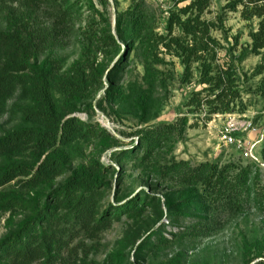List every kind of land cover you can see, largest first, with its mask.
I'll return each instance as SVG.
<instances>
[{"label":"trees","instance_id":"trees-1","mask_svg":"<svg viewBox=\"0 0 264 264\" xmlns=\"http://www.w3.org/2000/svg\"><path fill=\"white\" fill-rule=\"evenodd\" d=\"M12 3H20L16 12L11 9ZM211 3L191 0L181 8L188 17L172 13L169 20L170 36L178 25L192 40L187 45L182 37H171L182 51L187 80L192 75L193 58L201 60L216 43L211 35L213 23L202 19ZM240 6L243 19H259L258 28L250 31L252 44L248 51L262 54L264 0H232L225 8L237 11ZM83 18L86 25L81 30V57L65 69L55 48L70 33L69 28ZM0 21L5 24L0 29V111L17 92L24 99L13 106L20 114L21 126L0 137V188L18 179V188L0 191V220L10 213L8 222L13 226L0 238V264H73L65 253L77 239L101 234L123 217L142 223L146 213L153 210L155 217L145 223L146 232L138 226V234L129 237L135 245V260L145 263L172 239L183 236L181 230L208 228L219 224L224 216L253 207L264 211V178L258 164L241 159L192 164L169 157L186 136L190 126L186 115L141 130L138 141L133 140L113 155L122 167L132 163L145 169L167 191L162 195L118 191L114 202L109 199L116 169L109 170L99 158L121 142L92 117L83 120L77 113L92 109L91 100L104 89V101L128 106L132 103L130 108L142 122L151 119L159 72L147 61L149 88L136 95L134 89L128 96L117 79L129 47L138 43L147 52L153 48L156 33L145 4L137 2L118 12L113 25L111 18L95 9L93 0H0ZM119 41L129 45L123 54ZM113 50L121 56L111 68L97 62V52L113 56ZM202 66L201 83L207 86L194 92L188 106L198 110L206 103L210 113L229 112L230 101L239 97L234 67L213 73L207 61L203 60ZM263 69L264 63L256 74ZM86 144L95 145V155L88 163L81 162L71 169ZM24 155L32 159L21 160ZM68 172L70 175L55 188L57 178ZM17 214L23 216L15 222ZM254 245L262 250L255 253L253 244L246 242V264L264 254V246ZM109 262L133 264L122 252L112 253ZM180 263L181 257H177L175 264Z\"/></svg>","mask_w":264,"mask_h":264},{"label":"rangeland","instance_id":"rangeland-1","mask_svg":"<svg viewBox=\"0 0 264 264\" xmlns=\"http://www.w3.org/2000/svg\"><path fill=\"white\" fill-rule=\"evenodd\" d=\"M95 9L111 18L113 25L118 12H123L134 6L137 2L145 4L154 31L155 42L150 52H147L138 43L129 47L124 68L118 76L119 85L129 96L136 89V95L140 90L148 89L146 80V63L149 61L155 70L159 72L160 80L153 90L155 104L152 109L151 119L142 122L130 108L133 107L118 102L104 101L105 90H101L91 100L92 109L77 113L83 120L92 117L100 123L110 134L120 140V145H114L106 150L99 161L109 170L118 171L113 175L112 190L109 199L115 201L117 192L121 194H139L145 191L153 195H162L165 186L152 174H147L143 168H138L132 163L123 167L113 158L116 150L129 147L133 140L138 141L141 130L163 122H172L186 115L189 119V128L183 140L176 144L169 157L177 160H189L192 164L205 161H219L229 163L241 159L244 163L258 164L262 168L264 178V159L262 149L264 147V69L256 74L258 66L264 63L262 54L256 55L248 51L252 44L250 31L258 28L259 19L245 20L241 16L242 6L237 11H230L225 6L232 0H212L209 8L202 14V19L212 22L211 35L216 40L213 50L204 53L203 58L192 60V75L187 80L186 65L179 46L171 42V37H182L187 45L192 44L191 37L187 36L182 27L175 25L173 36L169 35L168 24L172 13L181 15L184 19L189 14H184L181 8L191 3V0H93ZM20 3H12L11 9L16 12ZM88 14V11H87ZM0 21V29L4 27ZM86 25L85 18L77 20L75 26L69 28L63 41L57 44L55 55L63 61V67L67 69L74 61L81 57V30ZM161 36L165 37L161 39ZM171 44V46H167ZM120 54L128 50L129 45L119 41ZM114 52L117 50H113ZM111 56L101 51L97 52V62H101L107 68L112 67L120 54ZM205 60L213 67V73L224 71L230 66L236 73V89L239 97L230 101V111L225 113H210V106L204 103L200 109L188 106L195 91H201L207 85L201 83L202 61ZM206 95V92L203 93ZM21 92H17L10 98L7 108L0 111V137L6 132L21 126L20 114L13 109L23 101ZM248 119L253 122L254 129L241 133L238 138L244 143L243 148L236 145H227L222 136L226 120L229 116ZM252 149L254 156L246 157L245 150ZM253 147V148H252ZM94 144H86L82 148L83 155L77 156L72 162L71 169H76L81 163H88L93 154ZM21 160H31L29 155L20 157ZM3 157L0 156V166ZM124 176L120 179V175ZM57 178L58 187L68 176ZM120 179V180H119ZM15 179L6 186L0 188H18ZM21 194L29 195L24 191ZM23 216V215H22ZM22 216L17 214L15 222ZM10 213L0 220V238L4 237L11 229L8 222ZM153 210H149L142 223L134 222L123 217L115 221L103 233L95 236H83L73 242L67 253L73 264H111L109 257L112 253L122 252L124 258L133 264H175V259L181 257L180 264H246L244 252L246 242L253 244L252 250L257 253L264 246V211L257 208H249L246 212L235 213L221 218L219 224L208 228H195L181 230L184 233L179 238L165 245L159 252L150 255L145 263L135 260L134 243L129 237L136 236L140 231L146 232V222L154 218ZM165 221V219L163 220ZM151 221V227H152ZM160 225V224H159ZM156 227V226H155ZM154 227V228H155ZM177 231V229H174ZM169 233H172L169 231ZM264 262V254L251 261L250 264Z\"/></svg>","mask_w":264,"mask_h":264},{"label":"built area","instance_id":"built-area-1","mask_svg":"<svg viewBox=\"0 0 264 264\" xmlns=\"http://www.w3.org/2000/svg\"><path fill=\"white\" fill-rule=\"evenodd\" d=\"M252 129H254L252 121L230 115L226 120L222 138L227 145H236L243 148L244 143L238 138V135ZM251 150L250 148L245 150L246 157L254 156Z\"/></svg>","mask_w":264,"mask_h":264}]
</instances>
